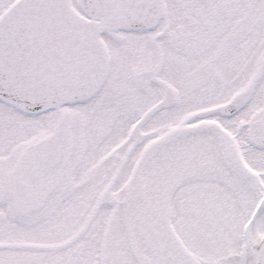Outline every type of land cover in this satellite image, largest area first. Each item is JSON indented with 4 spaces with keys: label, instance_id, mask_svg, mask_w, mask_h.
Listing matches in <instances>:
<instances>
[{
    "label": "snow or ice",
    "instance_id": "snow-or-ice-1",
    "mask_svg": "<svg viewBox=\"0 0 264 264\" xmlns=\"http://www.w3.org/2000/svg\"><path fill=\"white\" fill-rule=\"evenodd\" d=\"M0 264H264V0H0Z\"/></svg>",
    "mask_w": 264,
    "mask_h": 264
}]
</instances>
